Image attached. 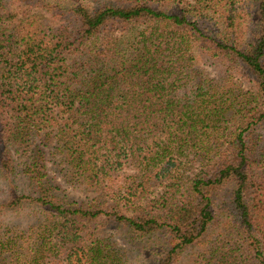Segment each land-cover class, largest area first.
I'll return each mask as SVG.
<instances>
[{
  "label": "trees",
  "instance_id": "obj_1",
  "mask_svg": "<svg viewBox=\"0 0 264 264\" xmlns=\"http://www.w3.org/2000/svg\"><path fill=\"white\" fill-rule=\"evenodd\" d=\"M0 264H264V0H0Z\"/></svg>",
  "mask_w": 264,
  "mask_h": 264
},
{
  "label": "rangeland",
  "instance_id": "obj_2",
  "mask_svg": "<svg viewBox=\"0 0 264 264\" xmlns=\"http://www.w3.org/2000/svg\"><path fill=\"white\" fill-rule=\"evenodd\" d=\"M77 198H80V199H86L87 197H86V195H84V194H81V193H78L77 194ZM121 243H122V241H120ZM144 245H142L141 247H143ZM145 253V255L147 254V252H144ZM136 260V259H135Z\"/></svg>",
  "mask_w": 264,
  "mask_h": 264
}]
</instances>
